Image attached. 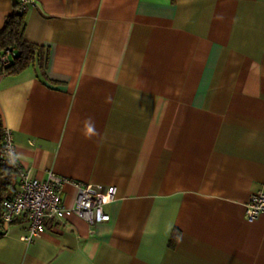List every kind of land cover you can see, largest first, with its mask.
I'll return each mask as SVG.
<instances>
[{"label":"crops","instance_id":"0c3cea01","mask_svg":"<svg viewBox=\"0 0 264 264\" xmlns=\"http://www.w3.org/2000/svg\"><path fill=\"white\" fill-rule=\"evenodd\" d=\"M24 21L45 74L0 71V128L31 176L115 194L109 220L31 242L25 217L4 222L0 264H264V212L245 218L264 190V0H32Z\"/></svg>","mask_w":264,"mask_h":264},{"label":"built area","instance_id":"2783aa9c","mask_svg":"<svg viewBox=\"0 0 264 264\" xmlns=\"http://www.w3.org/2000/svg\"><path fill=\"white\" fill-rule=\"evenodd\" d=\"M19 11L25 12L32 0H18ZM15 51L0 48V67L9 64ZM0 163L12 165L17 170L18 181L10 195L1 203V219L12 224L19 217L27 219L25 239L28 242L38 238L48 224H56L70 214H76L89 224L107 221L110 214L105 205L115 194L114 186L105 189L100 184L83 183L62 177L48 170L45 178L31 176L19 163L15 150L12 130L2 127L0 135ZM66 183L76 188V196L71 206L63 202V186ZM264 212V190L251 196L245 205V218L254 220Z\"/></svg>","mask_w":264,"mask_h":264},{"label":"trees","instance_id":"16d2710c","mask_svg":"<svg viewBox=\"0 0 264 264\" xmlns=\"http://www.w3.org/2000/svg\"><path fill=\"white\" fill-rule=\"evenodd\" d=\"M12 6L11 12L0 28V48H8L15 51V55L9 64L0 67V71L2 73H17L36 62L44 75L43 69L47 61V51H45L43 46L24 39V12L19 11L18 0H12ZM16 176L17 170L12 165L0 163V178H3L0 186V213L3 198L8 196L15 188L14 181ZM3 230L4 221L0 217V234Z\"/></svg>","mask_w":264,"mask_h":264}]
</instances>
